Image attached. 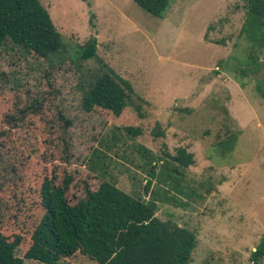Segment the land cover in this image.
<instances>
[{
    "label": "rangeland",
    "instance_id": "rangeland-1",
    "mask_svg": "<svg viewBox=\"0 0 264 264\" xmlns=\"http://www.w3.org/2000/svg\"><path fill=\"white\" fill-rule=\"evenodd\" d=\"M39 1L69 59L50 68L8 40L0 49V233L21 237L15 255L42 264L24 259L45 213L41 185L56 187L66 175L70 204L103 181L153 200L158 219L196 233L189 264H252L264 234V99L256 89L264 88V46L241 31L243 0H172L161 19L133 0ZM91 37L97 58L143 99L142 118L129 108L118 117L83 109L78 66L98 62L79 65L74 52ZM59 112L72 121L67 147ZM128 126L141 135H126ZM229 134L236 142L221 154L216 142ZM179 147L194 164L179 168L181 193L166 195L175 168L167 156ZM57 264L96 262L76 253Z\"/></svg>",
    "mask_w": 264,
    "mask_h": 264
},
{
    "label": "trees",
    "instance_id": "trees-1",
    "mask_svg": "<svg viewBox=\"0 0 264 264\" xmlns=\"http://www.w3.org/2000/svg\"><path fill=\"white\" fill-rule=\"evenodd\" d=\"M133 2L148 14L161 19L172 0ZM243 2L245 19L241 31L251 42L264 46V0ZM6 40L43 58L50 68L69 59V50L62 35L39 0H0V49ZM96 51V39L91 37L74 52V59L79 65L91 59L98 62L96 68L84 65L80 66V70L78 66L83 109L90 112L100 108L118 117L129 108L142 118L143 99L127 80L97 58ZM256 89L264 99V88L257 86ZM29 110L36 112L33 108ZM56 118L65 133L67 147L66 133L72 121L62 112L57 113ZM123 130L131 137L142 133L139 127L128 126ZM235 142L236 136L229 134L227 139L217 140L216 143L221 154H226L232 151ZM167 157L175 168L172 175L166 178L169 188L165 194L171 191L181 193L178 190L179 168L193 165L194 156L179 147L174 155ZM148 176L150 179L144 185L145 193H149L156 178L153 165ZM13 177L17 182V173ZM69 182L70 177L66 175L61 185L56 187L43 180L40 191L47 197L43 203L45 213L30 235L24 259L57 264L61 259L80 253L96 264H189L192 261L197 245L196 233L169 220L158 219L155 216L157 205L153 200L135 198L113 183L103 181L96 190L86 188L83 198L70 204L66 198ZM20 243V236L9 241L0 233V264H24L15 255ZM263 257L264 234L251 253L250 261L262 264Z\"/></svg>",
    "mask_w": 264,
    "mask_h": 264
}]
</instances>
